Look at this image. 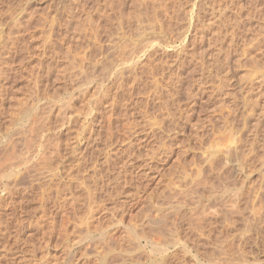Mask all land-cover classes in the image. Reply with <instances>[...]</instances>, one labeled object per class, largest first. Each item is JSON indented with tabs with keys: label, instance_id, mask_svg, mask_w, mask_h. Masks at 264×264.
Here are the masks:
<instances>
[{
	"label": "rangeland",
	"instance_id": "rangeland-1",
	"mask_svg": "<svg viewBox=\"0 0 264 264\" xmlns=\"http://www.w3.org/2000/svg\"><path fill=\"white\" fill-rule=\"evenodd\" d=\"M0 180V264H264V0H0Z\"/></svg>",
	"mask_w": 264,
	"mask_h": 264
},
{
	"label": "bare ground",
	"instance_id": "bare-ground-1",
	"mask_svg": "<svg viewBox=\"0 0 264 264\" xmlns=\"http://www.w3.org/2000/svg\"><path fill=\"white\" fill-rule=\"evenodd\" d=\"M197 61V60H196ZM140 62V61H139ZM132 59H129L128 61H126L125 62V65H126V68H129V72H130V74H131V77H130V79L128 80V81H126L125 83H120L121 85L120 86H118V91H119V89L122 91V92H124V94H127L128 92H129V94L130 93H132V90H136V87H138V86H140V87H142V86H144V87H146L147 85H149L150 83H154V71L156 70V68H157V66H151V63L149 64V65H145V64H143V65H145L144 66V68H142V69H139L140 67L138 66V63H136L133 67H131L132 66ZM141 63V62H140ZM155 65V64H154ZM199 65V64H198ZM201 65V64H200ZM142 67V66H141ZM140 70V71H139ZM123 68L122 67H118V68H115L114 69V71H112L111 73H112V75H113V77L115 78V79H118V78H122L123 77ZM144 71V75H145V77H146V79L143 77V75H142V72ZM144 78V79H143ZM146 80V81H145ZM139 87V88H140ZM102 91V90H101ZM100 92V91H99ZM127 92V93H126ZM128 94V95H129ZM158 94V93H157ZM171 96V95H170ZM174 96V95H173ZM157 97V96H156ZM106 98V99H105ZM120 96H119V94L117 93V92H115L114 94H110V96L107 98V96L106 97H104L103 99V101H102V103H109L108 105V109H109V115L108 116H110L111 115V113L112 112H114V110H115V108H116V105H118V103L120 102ZM110 101V102H109ZM107 109V110H108ZM92 112H93V110H92ZM94 115V121L97 119V118H99L100 117V111L99 112H95V113H92V116ZM102 117V116H101ZM28 118V117H27ZM101 120V119H100ZM33 123V122H32ZM37 123V125H39V123L40 122H36ZM35 123V124H36ZM111 123V120H109V124ZM35 124H34V127H32V130L31 131H35L36 129L37 130H39L40 128H37V127H35ZM42 124L43 123H40V125H41V127H42ZM38 127H40V126H38ZM29 129H31V128H29ZM24 130H26V129H24ZM108 139L109 140H111V139H113L112 138V136L114 135L113 134V130H111V127H109L108 129ZM28 131H30V130H28ZM28 131H24V132H27L26 134L27 135H24V137H23V140H25L27 143H30L33 139H34V134H32V133H30V132H28ZM38 132V131H37ZM39 132H42V128H41V131H39ZM30 133V134H29ZM38 134L39 133H37V136H38ZM40 135V137H41V135H43V134H39ZM46 136V134L44 135V137ZM39 137H37V139H38ZM46 138V137H45ZM44 138V139H45ZM48 138H49V136H48ZM40 139V138H39ZM38 139V140H39ZM47 139V138H46ZM45 139V141L44 140H41V142L42 141H44L43 142V145L44 144H46L47 143V141H50V140H46ZM50 139V138H49ZM52 141L54 142V139H52ZM56 141V140H55ZM112 141V140H111ZM110 141V142H111ZM37 142V141H36ZM40 142V143H41ZM46 142V143H45ZM53 142H48L46 145H47V147L49 146V143L50 144H54ZM108 142V141H107ZM110 142H108V143H110ZM56 143V145L54 144V146H51L48 150H49V152H47V151H45V149L47 148L46 147V145H44L46 148L44 149V150H41L40 151V153H38L39 154V156H38V164H41V163H43V164H47L48 162H49V160L51 159V158H53V157H55L56 155H57V153H59L60 151H59V149H58V145H59V143H58V141L57 142H55ZM57 143H58V145H57ZM107 143V144H108ZM37 144V143H36ZM112 144V142L110 143V145ZM39 146H40V144H39ZM60 146V145H59ZM37 147V146H36ZM36 150V149H35ZM5 154H7V153H5ZM61 154V153H60ZM4 156V158H5V155H3ZM8 155H6V157H7ZM10 156V155H9ZM36 156V155H35ZM32 156H30V158H28V156H26L25 158H24V163H25V172L27 173V176L29 175V173L30 172H34V167H33V165L31 164V162H32V158H31ZM37 157V156H36ZM56 158V157H55ZM58 158V157H57ZM7 159V158H6ZM109 159V158H108ZM36 160H37V158H36ZM110 161V160H109ZM112 161V160H111ZM33 163V162H32ZM31 165V167L32 168H28L29 166ZM35 165H36V163H35ZM48 166V165H47ZM96 169V168H95ZM98 169V168H97ZM24 172V174L26 175V173ZM96 172H98L97 170L96 171H94V173H96ZM94 173H93V175H94ZM31 174V173H30ZM35 174V173H34ZM34 174H32V175H34ZM49 175H50V180H52L53 179V176H54V174H53V176H51L52 174H48V177H49ZM97 175V174H96ZM95 175V176H96ZM31 176V175H30ZM35 176V175H34ZM99 176V178H97V177H95V179L97 178V181L100 179V174L98 175ZM102 176V175H101ZM26 177V176H25ZM103 177H104V175H103ZM102 177V178H103ZM34 178V177H33ZM94 178V177H93ZM3 179V178H2ZM36 180V179H35ZM50 180H48V181H50ZM33 181V180H32ZM102 181V180H101ZM7 182V181H6ZM5 182V183H6ZM15 182H17V181H15ZM15 182H9L7 185H8V187H4V188H6V189H4L5 191H7V192H9V191H11V194H14L15 193V195H17V193H18V188H17V184L15 183ZM94 182V181H93ZM2 183V181L0 180V184ZM15 183V184H14ZM18 183V182H17ZM31 184L30 185H32L33 187L35 186L34 185V183H38V182H36V181H34V182H30ZM98 183V182H97ZM3 185V184H2ZM38 185V184H37ZM85 185H87V184H85ZM5 186V185H4ZM24 187H25V189H26V186L25 185H23ZM31 186V187H32ZM90 186H92V185H90ZM22 187V186H21ZM24 187H22V188H24ZM28 187V189L30 188L29 186H27ZM86 187V190L85 191H88V186H85ZM84 188V187H83ZM25 189H23V190H25ZM22 191V190H21ZM20 191V192H21ZM26 191V190H25ZM4 193V192H3ZM22 193H23V191H22ZM86 193V192H85ZM5 194H6V192H5ZM8 195H9V193H7ZM6 194V195H7ZM2 195V194H1ZM6 195H5V197H6ZM8 195H7V197H8ZM15 195H12L11 196V198L13 199L14 198V196ZM90 195H92L91 194V191H89V193H88V196H90ZM73 196H74V193H73ZM2 197H4V195L2 196ZM2 197L0 198L1 200H4V199H2ZM10 198V197H9ZM8 198V199H9ZM0 200V201H1ZM15 201V200H14ZM13 201V202H14ZM68 202V201H67ZM76 202H77V200H76ZM3 203V202H2ZM6 203V202H5ZM173 212V211H172ZM175 212H178V210L177 209H174V213ZM186 213V212H185ZM176 214V213H175ZM180 214V213H179ZM188 213H186V215L184 214V212H183V214H181V215H184V216H181V219H179V221H177L176 222V225H177V227H176V229H177V231L179 230V227H180V225L181 224H185V225H187V227L189 228V229H191V230H194V232H198L196 235L197 236H200V237H198V238H200V240L201 239H207V241H210L211 239V232H212V229H205L206 228V224L204 225V223L205 222H207V220L205 221V219L202 217L203 215H201V217H194L193 215H187ZM228 214V213H227ZM226 214V215H227ZM166 215V214H165ZM165 215H161V217H159L158 219H154V220H150V224H149V227L151 226V229L152 230H158V232L160 231V232H164L165 231V229H166V226H165ZM180 218V217H179ZM152 227H154V228H152ZM236 234V233H235ZM235 234H234V236H231L232 237V239L234 240L235 239ZM203 236H205V237H203ZM239 236V235H238ZM237 236V237H238ZM202 237V238H201ZM197 238V239H198ZM240 240L241 239H244V236H240V238H239ZM238 239V240H239ZM200 240H198L196 243H194L195 244V249L197 250V252L199 251V246H202V245H204L205 246V242L203 243V242H201L200 243ZM240 240H239V243H240ZM232 241V240H231ZM245 241H246V239H245ZM177 243H179L178 242V240H176V244ZM178 245V244H177ZM207 245V244H206ZM211 245V244H210ZM208 246V245H207ZM212 246H213V244H212ZM177 247V246H176ZM180 247H184L187 251H189V249H188V246H187V243L186 242H183V244H180ZM160 248V247H159ZM214 248H215V251L217 252V253H215V254H218V256L220 255L221 257L218 259V258H216V260H214V264H221V263H225L224 261H225V259L228 261V260H230V258L228 257L229 256V253L226 251V250H223V249H221V248H219V246L218 245H214ZM158 249V248H157ZM155 250H156V248H155ZM160 250V253H163V256H164V252L165 251H168V246L166 247H161V249H159ZM158 251V250H157ZM165 253H167V256L168 255H170V254H168V252H165ZM175 253H173V255H174ZM172 255V254H171ZM228 257V258H227ZM239 262V261H238Z\"/></svg>",
	"mask_w": 264,
	"mask_h": 264
}]
</instances>
